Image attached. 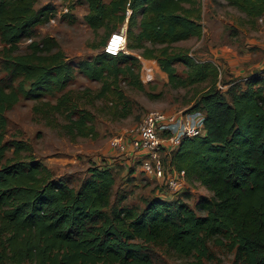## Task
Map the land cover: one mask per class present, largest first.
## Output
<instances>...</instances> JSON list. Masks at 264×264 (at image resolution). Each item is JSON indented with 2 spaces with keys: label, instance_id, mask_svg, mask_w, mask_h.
<instances>
[{
  "label": "trees",
  "instance_id": "16d2710c",
  "mask_svg": "<svg viewBox=\"0 0 264 264\" xmlns=\"http://www.w3.org/2000/svg\"><path fill=\"white\" fill-rule=\"evenodd\" d=\"M37 1L0 0L6 72L0 77V264H154L156 247L188 264H206L216 257L210 242L233 253L230 264H264V69L248 74L244 88L230 80L223 91L215 63L172 46L202 35L201 0H85L84 21L106 31L95 55L67 60L62 50L52 51L56 42L49 36L29 42L30 52H18L20 41L57 14L54 3ZM225 1L251 22L264 15V0ZM125 21L128 51L106 52L108 37ZM136 53L155 59L173 86L208 82L187 109L204 113V131L183 136L163 157L184 170L188 183L211 192L193 206L171 196L154 195L142 208L123 203L124 196L113 199L115 176L104 164L87 168L74 187L53 176L29 142L6 138V112L21 95L41 100L64 89L76 72L101 81L100 95L113 90L120 99L118 86L126 78L143 88ZM60 101L43 103L58 110ZM70 121L73 134H95L89 113Z\"/></svg>",
  "mask_w": 264,
  "mask_h": 264
},
{
  "label": "rangeland",
  "instance_id": "374dc122",
  "mask_svg": "<svg viewBox=\"0 0 264 264\" xmlns=\"http://www.w3.org/2000/svg\"><path fill=\"white\" fill-rule=\"evenodd\" d=\"M45 2L55 4L56 16L37 25L32 37L20 41L18 52H30L29 42L41 41L46 36L56 42L52 51L62 50L67 60L89 58L100 50L96 46L106 31L104 28L93 30L84 21L83 15L88 10L85 0H38L35 5ZM201 5L204 26L202 35L176 41L172 46L187 49L198 60L215 63L219 69L216 86L221 90L225 91L229 87L230 80L244 88V78L248 74L264 69V15L251 22L243 12L228 5L225 0H201ZM126 27L125 21L120 25V30H126ZM2 48L3 44L0 43V77L6 74ZM123 51H128L126 46ZM42 53H46V50ZM176 66L178 73L185 76L184 65L176 63ZM240 67L243 69H239ZM143 85V88H137L127 78L122 79L118 88L123 96L119 99L113 90L100 95L101 81L76 72L64 89L46 95L41 100L21 95L18 102L6 112V138H21L29 142L32 155L40 159L53 176L67 179L74 187L87 175V168L90 166H111L115 176L112 198L124 196L123 203L142 208L148 199L159 195L166 187L140 169L138 156L119 154L112 150L109 146L111 136L137 125L152 109L166 112L187 110L208 82L173 86L169 83L166 72L155 60L154 79ZM59 99H62V103L58 110L43 103L47 101L54 104ZM34 105H38L40 110L35 111ZM85 112L92 118L95 134L75 135L69 131L70 120ZM125 112H128L127 115H123ZM201 194L210 196L211 192L198 182H186L181 191L170 193L168 197L193 206L195 199ZM209 245L216 257L207 260L206 264L232 262L233 253L213 242ZM188 260L156 247L154 264H188Z\"/></svg>",
  "mask_w": 264,
  "mask_h": 264
},
{
  "label": "built area",
  "instance_id": "2783aa9c",
  "mask_svg": "<svg viewBox=\"0 0 264 264\" xmlns=\"http://www.w3.org/2000/svg\"><path fill=\"white\" fill-rule=\"evenodd\" d=\"M130 10L127 9V13ZM126 46L125 30L113 31L104 45V50L117 54ZM140 61L139 76L143 83L154 79L155 60L136 53ZM204 131V113L201 110L163 111L152 109L140 122L111 136L109 146L119 154L139 157L140 169L155 178L166 188L160 196L181 191L186 185L184 170H176L163 161L185 135ZM168 162V161H167ZM165 190V191H163Z\"/></svg>",
  "mask_w": 264,
  "mask_h": 264
},
{
  "label": "crops",
  "instance_id": "0c3cea01",
  "mask_svg": "<svg viewBox=\"0 0 264 264\" xmlns=\"http://www.w3.org/2000/svg\"><path fill=\"white\" fill-rule=\"evenodd\" d=\"M239 69H243V67H240Z\"/></svg>",
  "mask_w": 264,
  "mask_h": 264
}]
</instances>
